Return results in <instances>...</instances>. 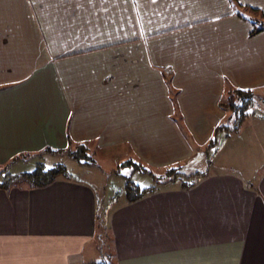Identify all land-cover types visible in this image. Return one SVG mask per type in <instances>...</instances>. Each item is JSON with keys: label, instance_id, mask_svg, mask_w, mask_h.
<instances>
[{"label": "crops", "instance_id": "0c3cea01", "mask_svg": "<svg viewBox=\"0 0 264 264\" xmlns=\"http://www.w3.org/2000/svg\"><path fill=\"white\" fill-rule=\"evenodd\" d=\"M236 1L264 13V0ZM235 9L230 0H0V168L79 143L125 147V164L131 154L153 172L187 168L228 121L227 89L264 92V32L253 35ZM239 130L264 137V115ZM234 162L191 187L124 200L106 227L93 186L70 174L0 187V264H264V170L248 179Z\"/></svg>", "mask_w": 264, "mask_h": 264}, {"label": "rangeland", "instance_id": "374dc122", "mask_svg": "<svg viewBox=\"0 0 264 264\" xmlns=\"http://www.w3.org/2000/svg\"><path fill=\"white\" fill-rule=\"evenodd\" d=\"M259 99L260 105L255 108V114L250 117L259 118L261 115H264V92L261 93ZM235 144L239 147L240 151L244 150L248 156L244 158L242 153L231 151L230 146H235ZM119 148L96 149L93 151L88 148L87 155L88 159L92 158L91 164H81L65 153L60 155H46V157L39 156L35 160H31L29 157L27 164H18L19 166H16L13 172L16 174L31 172L39 163H44L47 167H52L58 163L65 164L68 173L73 178L82 180L93 186L99 199L100 210L104 213L103 217L106 219V214L109 211L126 200L128 181L139 185L141 188L149 187L155 185L154 175L161 177L162 174L160 171H155L154 175L142 173L134 165L125 164V158L127 156H125L124 151L126 148L123 147L118 150ZM234 148L237 150L236 147ZM70 149L76 150V146L73 145ZM232 152L234 153L232 154ZM42 158H46V161ZM232 159L237 160L234 164L239 166L243 165L241 167L244 170L243 174L246 178L253 179V177L257 178L260 176L264 170V137L253 140L249 138L247 130H239L229 134L226 131H222L217 136V142L214 148H208L199 152L194 161L187 168L183 169L185 173L189 174L196 170L220 171L228 167ZM129 161H133L131 154H129ZM133 162L139 163L141 161L135 160ZM143 164L151 168V166L145 163Z\"/></svg>", "mask_w": 264, "mask_h": 264}, {"label": "trees", "instance_id": "16d2710c", "mask_svg": "<svg viewBox=\"0 0 264 264\" xmlns=\"http://www.w3.org/2000/svg\"><path fill=\"white\" fill-rule=\"evenodd\" d=\"M230 1L236 8L235 13L240 18L248 21L253 25V35L264 32V13L261 10L243 6L236 0ZM222 105L226 110L230 112V117L225 124H221L216 127L213 138H211L209 142L208 148H214L216 146V135L219 131L222 130L228 133L238 131L244 121L251 115L255 114V108L260 105V99L251 89L231 87L225 91ZM48 150H52L53 152H63L81 164H91L92 162V158L88 159V147L85 144H76V150L70 149V147L59 150L48 148ZM29 157V155L16 156L12 160L11 164L19 159L27 160ZM11 164L5 166L4 168H0V187L2 188H9L18 184H27L30 187H43L49 185L60 176L69 175L66 165L62 163H58L52 167H47L44 163H39L33 171L17 174L10 170ZM129 164L134 165L142 173H149L154 175L153 169L144 166V164L141 162L136 163L133 161H129ZM183 168L184 166L182 164H176L166 167L161 174V177H156V175H154L155 185L147 188H141L139 185L133 184V182L128 181V192L126 200L128 202L136 201L141 197L152 193L155 190H158L160 187L169 184L179 183L181 184V186L191 187L198 181L202 180L208 174V171H197L189 174L185 173ZM101 214L104 213L101 212L99 214V219H101L99 223L102 226L106 227L105 219ZM95 264L112 263L108 260L103 259Z\"/></svg>", "mask_w": 264, "mask_h": 264}, {"label": "snow or ice", "instance_id": "6c2138e0", "mask_svg": "<svg viewBox=\"0 0 264 264\" xmlns=\"http://www.w3.org/2000/svg\"><path fill=\"white\" fill-rule=\"evenodd\" d=\"M241 2H243V0H241ZM125 174H127V173H125Z\"/></svg>", "mask_w": 264, "mask_h": 264}]
</instances>
